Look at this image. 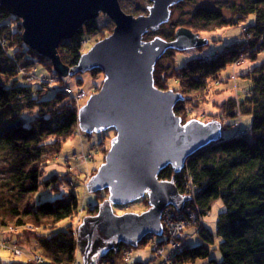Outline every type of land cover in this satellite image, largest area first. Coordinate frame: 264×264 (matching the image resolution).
<instances>
[{
  "label": "trees",
  "instance_id": "16d2710c",
  "mask_svg": "<svg viewBox=\"0 0 264 264\" xmlns=\"http://www.w3.org/2000/svg\"><path fill=\"white\" fill-rule=\"evenodd\" d=\"M241 10L244 11V15L239 16L242 19L249 15L254 17V22L248 28L255 35L264 34V0H252ZM230 23L218 9L198 8L190 16L187 26L196 31H208ZM98 31L96 19L84 22L75 37L60 42L58 54L61 61L70 67L74 66L83 53L82 40ZM22 33L20 21L0 4V58L12 60L21 51L26 63L42 61L44 57L25 45ZM262 44L257 52L264 49V40ZM249 45L246 39L225 45L205 62L192 57L185 61L186 65L173 69L174 74L171 76H166L167 71L157 63L153 74L155 87L163 90L158 80L175 77L183 96L205 92L207 80L217 78L228 64L237 62L247 52V57L255 60L256 53L249 50ZM43 60L44 63H51L47 58ZM252 69L245 76V79L251 81V97L245 98L251 103V108L244 114L252 117L247 133L238 135L234 132L229 139L209 144L186 161L184 169L192 173L190 181L197 190L194 197L199 215L204 216L217 199L223 202V209L217 216L215 232H209L202 223L197 232L200 243L185 241L179 253L173 256L172 260L176 264L208 258L216 248L220 260L217 262L210 259V263L264 264V62ZM12 71L0 68V76L8 80L0 79V150H9L13 156V170L0 188V229L9 231L11 227L30 226L36 231V245L45 262L73 264L77 252L74 232L57 228L62 221L78 212V195L69 191L53 200L36 201L35 193L45 187L58 190L56 176L46 180L40 177L49 159L58 152L60 140H65L77 130L78 108L62 93H55L50 99L36 102L33 96L38 92L34 93L32 86ZM91 73L95 74V71ZM243 102L241 100L239 103L240 110L243 109ZM233 103L235 101L231 103L232 109ZM35 105L40 107L39 114L26 124L22 111ZM230 108L228 116L234 114ZM174 113L182 117L181 114L186 113L184 104L180 102L175 105ZM50 137L54 140H50ZM169 169L161 170L158 178L168 180L173 177L179 189L180 177L177 174L173 176ZM23 197L30 205L20 207ZM86 211L88 215L96 214L97 205L90 203ZM159 240L164 241L165 237ZM141 244L150 245V242L145 239ZM120 251L108 253L105 261L114 264L120 259ZM134 261V264H148L137 259ZM0 264L31 263L14 260L3 262L0 259Z\"/></svg>",
  "mask_w": 264,
  "mask_h": 264
},
{
  "label": "water",
  "instance_id": "95a60500",
  "mask_svg": "<svg viewBox=\"0 0 264 264\" xmlns=\"http://www.w3.org/2000/svg\"><path fill=\"white\" fill-rule=\"evenodd\" d=\"M148 16L136 18L122 11L118 0H0L9 14L23 19L26 46L47 58L59 76L94 68L104 73L103 85L78 108L77 122L85 134L113 128L116 135L104 162L86 184L89 192L108 191L94 216H85L77 229V247L83 264L117 251L120 244L136 248L146 236L162 235L160 217L167 205L181 209L189 195H180L173 177L159 181L170 166L179 172L185 161L211 142L220 140L219 122L197 120L181 124L174 106L183 100L173 90L153 85L152 70L168 50L194 49L206 44L185 28L174 40L158 36L143 41L148 29H157L169 17L168 8L181 0H150ZM105 14L114 23L112 33L83 53L70 69L62 65L57 47L79 32L84 22ZM147 195L146 211L115 215L112 205H124Z\"/></svg>",
  "mask_w": 264,
  "mask_h": 264
},
{
  "label": "rangeland",
  "instance_id": "374dc122",
  "mask_svg": "<svg viewBox=\"0 0 264 264\" xmlns=\"http://www.w3.org/2000/svg\"><path fill=\"white\" fill-rule=\"evenodd\" d=\"M251 1L252 0H181L168 8V10H170L169 17L165 23H162L155 30L148 29L143 34V41H150L156 36L166 41H172L174 40L176 31L179 28H185L191 34H197V38L206 39V44L199 45L195 49H168L156 62V64L159 63L160 67L167 71L166 76L173 75V69L186 65L185 61L192 57H195L198 61L205 62L210 60L209 58L212 57V54L214 55L215 52L220 51L223 46L240 43L243 39H246L249 44H251L249 45V50L256 53L254 55L255 60L249 59V57H247V52L246 55L237 62L228 64L218 74L217 78L214 80H207L205 92L199 94H190L187 95V97L183 96V94L180 93V85H178L177 79L173 76V79L158 80L160 84L162 83L164 91L173 90L183 96V100L180 102L184 104L186 113L181 114L182 117L180 118L182 125L185 124L189 118H195L202 123L211 121L219 122L222 124L221 139L223 140L229 139L234 132L238 135L247 133L246 130L249 125H251L252 117L250 114L244 113L247 109L250 110L251 108V103L246 101L247 98L251 97V81L245 79V76L251 73L253 66L263 64L264 62V49L257 52L263 45L262 41L264 40V34L259 33L255 35V33L248 28V26L254 22L253 15H249L246 19L239 17L244 15V11L241 10V8L243 9L246 4ZM118 3L124 13L132 15L135 18L139 15L148 16L149 10L145 4L149 7L152 6L150 0H118ZM198 8L218 9L223 18L232 23L208 31H196L195 29L188 28L187 21ZM95 19L99 31L95 35H89L87 41L84 40V43L89 47L93 46L98 40L108 37L115 27L113 21L105 14L99 13ZM22 20L23 19H20L19 21L23 30ZM32 50L36 51L34 49ZM82 51L83 53L87 52L83 49ZM20 52L16 53L14 56L15 58L12 60H9V58L5 56V58H0V68L2 70L11 69L13 70L12 73L18 74L17 76H19L21 80L28 82V84L32 86L34 93L38 92L37 95L33 96L36 102L50 99L55 93H62L64 96L70 98L77 108H80L86 104L90 95L97 94L103 85L104 76L99 69L95 74L86 71L84 73H76L71 76L62 77L54 72L52 63L42 62L45 61L43 60L45 59L44 56H42L44 57L42 61L39 60L38 62V60H36L34 63L27 61L26 63V60H24L25 56ZM0 79L2 81H8L3 76H0ZM80 94L83 96H79ZM241 100H244V106L243 109L240 110L239 103ZM232 101H235V103H233L234 109L230 108L232 106ZM180 102L176 105H179ZM229 108L231 112L234 113L232 116L227 115ZM42 109L45 110V108ZM39 110V105L23 110L22 118L24 122L29 124L38 116ZM115 135L116 132L113 128L99 133L85 134L80 130L77 123V130L74 134L65 140H60L58 152L49 159L40 177L41 180H46L51 176H56V186L58 190L55 191L54 189L52 190V188L48 190L45 187L35 193L36 201L53 200L69 191H74L78 195V212L74 214L73 217L62 221L57 229H69L71 232H76L85 216L95 215L87 214L86 210L90 208V203L96 204L98 207L104 200H107V190L89 192L86 184L104 162L105 154L110 147V141ZM50 140L53 141L54 138L50 137ZM12 157L9 150H0V188L2 187L1 183L10 177L13 170L11 165ZM186 161L184 167L177 173L174 172V169L170 166L166 167V169L170 168L169 170L173 173V176L177 174L180 177L179 189L176 186L179 194L182 196L189 195L191 197V200L187 199L184 201L180 210L170 205H167L165 209H163L161 214L162 221L164 220L166 225L171 226L172 235L171 232H169L168 236L148 235L143 240L148 239L150 245L141 244L142 240L138 243L136 248L127 244H120L117 251L114 252L111 250L108 252L117 253L118 250L121 249L119 254L120 259L118 258L114 264H134L135 259L141 260L142 262L146 261L148 264H161L166 254L170 256V259L167 261L170 264H176L175 261L172 260L175 253H171L172 249L170 243L176 244L178 239L172 238L179 237L180 241H189L191 244H198L200 243V238L197 232L199 227L201 228L200 225L202 223L204 228L209 232H215L217 216L223 209V202L220 199L215 200L210 210L207 211L204 216L199 215L197 202L194 197L197 190L195 184L190 181L192 173L184 169ZM173 181L175 184L174 178ZM146 196L145 194L143 198L124 205H112L114 214L122 215L126 212L140 214L146 211L150 207ZM22 201L23 203L20 204V207L30 205L25 197L22 198ZM167 208H169V210H167ZM197 224L198 226L195 227ZM174 228L176 232L179 233H173ZM33 230L34 229H31L30 226L19 228L11 227L9 231L0 229V259L3 262L14 260L16 262L24 261L31 264H49L48 261L45 262L44 256L39 252L40 250L36 245L35 239L36 231L34 232ZM162 236L165 237L164 241L159 240ZM170 238L171 242H169ZM158 247L163 249V256L157 254ZM215 247L216 245H214V248ZM131 248L132 257L129 253ZM106 255L103 257L105 258ZM210 259L217 262L220 260L217 248L210 252L208 258L196 259L194 262L182 264H213L209 262ZM105 263L110 264L107 260ZM73 264H83L82 255L78 248Z\"/></svg>",
  "mask_w": 264,
  "mask_h": 264
},
{
  "label": "bare ground",
  "instance_id": "6f19581e",
  "mask_svg": "<svg viewBox=\"0 0 264 264\" xmlns=\"http://www.w3.org/2000/svg\"><path fill=\"white\" fill-rule=\"evenodd\" d=\"M15 17V16H14ZM16 18V17H15ZM18 19V18H17ZM18 20H20V19H18ZM79 32H80V29H79ZM78 32V33H79ZM78 33H76V34H74L73 35V37H75V35H77ZM72 37V38H73ZM89 37V35L88 36H86L83 40H82V42H81V46H82V48H83V50L84 51H88L89 49H90V47H92V46H87L85 43H84V40H86L87 41V38ZM72 38H70V39H72ZM67 40H69V39H67ZM62 41H64V40H62ZM99 41V40H98ZM97 41V42H98ZM96 43V42H95ZM94 43V44H95ZM60 44V43H59ZM58 47H59V45H58ZM58 47H57V54H58ZM195 49V48H194ZM36 53H37V50L35 51ZM86 53V52H85ZM82 55V54H81ZM58 56H59V54H58ZM60 58V57H59ZM60 61H61V59H60ZM62 62V61H61ZM62 65H66V64H64L63 62H62ZM156 65V64H155ZM155 65L153 66V70H152V78H153V74H154V68H155ZM67 67H68V69H70L71 67L70 66H68V65H66ZM73 67V66H72ZM93 71H95V73L97 72V71H99L97 68H94V69H92V70H90V72H93ZM102 74H103V76H104V73L102 72V71H100ZM153 85L155 86V84H154V79H153ZM158 89V88H157ZM161 91H164V90H161ZM167 91V90H166ZM190 120H197V119H195V118H189L188 119V121H190ZM220 126L222 127V124L220 123ZM220 132H222V128H221V130H220ZM221 139V138H220ZM208 146V145H207ZM207 146H205V147H207ZM205 147H203V148H205ZM110 148V147H109ZM197 153V152H196ZM158 180L159 181H164V180H161V179H159L158 178ZM170 206H172V205H170ZM165 209V208H164ZM167 210H169V208H167ZM160 222H161V226H162V235H166V236H168L169 235V230H168V227H167V225L165 224V221L163 220L162 221V217H160ZM81 223H82V221H81ZM80 223V224H81ZM74 235H75V237H76V243H77V231L76 232H74ZM78 248V247H77ZM132 248L130 249V251H129V253H130V255H131V257H132ZM173 253H175V255H177L178 253H179V251H174ZM95 261H94V264H96V263H103V264H106L105 263V259H104V257H101V256H97V257H95V259H94Z\"/></svg>",
  "mask_w": 264,
  "mask_h": 264
},
{
  "label": "built area",
  "instance_id": "2783aa9c",
  "mask_svg": "<svg viewBox=\"0 0 264 264\" xmlns=\"http://www.w3.org/2000/svg\"><path fill=\"white\" fill-rule=\"evenodd\" d=\"M84 94V93H83ZM79 96H83L82 94H80ZM167 227H168V230H169V232H171V226H168L167 225ZM182 230V229H181ZM173 233H179V232H176V229L174 228V230H173ZM171 235H172V232H171ZM180 235H181V233H180ZM183 236V235H182ZM181 237V236H180ZM172 239H178V242L176 243V244H174V243H172L171 242V238L169 239V242H171L170 243V246H171V249H172V251H171V253L172 252H174V251H179L181 248H182V245L184 244V241H180V238L179 237H177V238H172ZM157 254L159 255V256H163L164 255V252H163V249L162 248H157ZM165 257H164V259H163V261L161 262V264H170L167 260L168 259H170V256L168 255V254H166V255H164Z\"/></svg>",
  "mask_w": 264,
  "mask_h": 264
}]
</instances>
